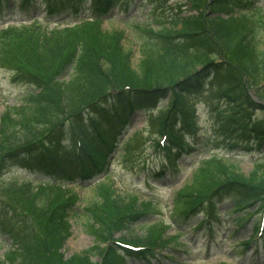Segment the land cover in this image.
Listing matches in <instances>:
<instances>
[{"label": "trees", "instance_id": "16d2710c", "mask_svg": "<svg viewBox=\"0 0 264 264\" xmlns=\"http://www.w3.org/2000/svg\"><path fill=\"white\" fill-rule=\"evenodd\" d=\"M129 1L93 0L102 11ZM185 1L194 14L182 18L179 11L168 25H137L144 34L137 69L122 43L124 30L105 32L90 23L39 30L34 23L0 32V66L12 70L15 80L28 87L26 104L19 110L11 108L0 124V192L6 196L0 197V234L12 242L0 264H98L91 261L94 249L104 256L102 264H124L126 256L144 259L150 253L123 248L122 253L113 244L102 253L101 244L114 241L115 232L143 219V214L128 213L140 206L139 200L128 204L133 197L120 196L108 182L98 183L101 200L85 209L98 244L69 258L61 252L72 234L70 214L80 196L74 190L61 189L58 180L85 178L89 170H101L104 157L117 146L122 128L98 133L74 157L59 160L48 156L50 149L60 147L63 135H73L86 123L96 122L98 115L108 117L109 111L119 108L148 107L169 94L167 108L155 118L157 128L160 134L169 133L171 142L183 149L181 132L191 129L195 121L189 96L201 93L209 80L219 89L218 96L228 102L230 133L241 140L252 136L259 146L264 145V118L255 115L257 104L250 95L255 91L264 100V10L248 4L235 17L241 0ZM68 2L48 0V5L56 11ZM178 120L181 130L176 129ZM15 164L46 170L49 180L5 182L3 174ZM178 194L175 211L179 217L203 207H209L206 212L213 215L217 214L216 201L226 197L237 205L263 201L264 173L246 176L234 163L214 156L193 172ZM149 229L145 237L122 241H143L151 246L155 225Z\"/></svg>", "mask_w": 264, "mask_h": 264}, {"label": "rangeland", "instance_id": "374dc122", "mask_svg": "<svg viewBox=\"0 0 264 264\" xmlns=\"http://www.w3.org/2000/svg\"><path fill=\"white\" fill-rule=\"evenodd\" d=\"M254 1L256 5L260 4L264 8V0ZM181 2L182 0H132L129 3L130 12H117L113 8L102 16V24L96 25L105 32L125 31L122 43L125 50L132 54V67L137 69L142 59L141 37L144 34L136 28V25L145 21L153 23V26L167 24L170 17L179 10ZM18 3L17 0L14 9L2 10L3 18L0 20V27L29 23L33 17L43 23V27H39V30H43L45 26L53 28L58 22L61 23L59 25L61 26L64 25L63 21L71 23L79 21V19H75L77 17H69V10L59 13L58 17L62 18L58 19L54 18L58 14L50 15L44 4L36 11L32 7L20 9ZM83 7L85 9L81 13L82 15L89 18L95 14L90 0L85 1ZM181 9H184L181 16L188 14L187 8L182 7ZM239 15V11L234 13L235 17ZM121 71L122 69H120ZM11 72L9 69L0 67V114L2 111L6 112L9 107L21 105L25 95L26 86L14 82ZM218 92L219 89L215 85H210L205 92L190 97L195 107V123L199 126V132L196 135L185 132L184 139L189 146L193 147V152L183 154L177 160L174 164L176 170L172 169V165L169 164L167 170L163 172L162 165H168V161L163 154L165 148L159 147L156 143L160 138L154 118L158 115L157 110L136 109L132 112L126 121L124 135L120 138L118 148L107 159L105 170L96 173L87 182L78 180L75 184H66L65 189L74 190L80 198L74 206V211L70 214L72 234L61 250L65 258L83 254L98 244L93 234V228L89 226V222H92L91 215L86 214L85 209L101 200L96 187V183L101 180L108 181V186L120 196L133 197L128 204L137 198L140 206L128 213L143 214V219L140 222L133 223L127 230L115 232L113 238L122 241V239H131L134 236L137 240L147 236L150 226L155 225L153 239L150 241V245L154 246V256L149 260L126 257L123 260L124 264H264V238L258 243H252L251 246L242 244L253 235L260 219V213H255L250 219H248L249 215H245V213L252 211L254 213L261 203L238 209L232 198L218 201L216 206L219 212V221H212L214 224V233L212 234H205L207 222L211 220L206 218L204 211V213L198 212V214L189 215L186 218L179 217L175 211L176 204L180 201L178 192L192 179L193 172L213 156L221 155L220 157H223L228 163H234L237 171L244 175L248 176L256 171H259L260 174L264 173V146L261 147L263 150L256 149L253 143L252 150L240 146V149L232 151L228 141H222L224 139V134L220 131L222 115H219L217 109H226L228 104L218 96ZM169 97L166 96L157 106L166 107ZM255 101L261 105V101L256 97ZM254 113L260 120L264 118L263 108H256ZM117 119L116 116L112 117L114 122H119ZM108 125L109 120H106L104 126L108 127ZM85 127L80 130L86 131L87 136H92L93 130ZM63 137L65 136L63 135ZM73 147L65 140V152ZM8 169L5 179L17 178L20 181L33 179L39 175L37 170L16 168L12 165ZM0 197L5 198V193L0 192ZM205 218L206 223L204 224ZM239 224L243 227L238 228ZM195 231L197 234L194 235ZM200 232L202 234H199ZM212 235L215 239L213 242L209 240ZM193 236L199 237V242L203 243L201 248L185 244ZM139 242L141 244L137 245L145 244L143 241ZM10 245V239L0 234V256ZM101 247L105 253L107 245L101 244ZM119 259L122 261L121 258ZM91 261L102 264L103 256L100 251L96 249L92 251Z\"/></svg>", "mask_w": 264, "mask_h": 264}]
</instances>
